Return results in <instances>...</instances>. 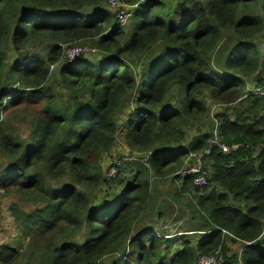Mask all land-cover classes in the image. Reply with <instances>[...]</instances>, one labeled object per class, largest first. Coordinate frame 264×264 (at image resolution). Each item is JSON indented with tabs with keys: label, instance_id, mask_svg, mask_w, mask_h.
Listing matches in <instances>:
<instances>
[{
	"label": "trees",
	"instance_id": "obj_1",
	"mask_svg": "<svg viewBox=\"0 0 264 264\" xmlns=\"http://www.w3.org/2000/svg\"><path fill=\"white\" fill-rule=\"evenodd\" d=\"M108 1L0 0V155L9 161L0 189L37 207L29 214L10 209L28 247L38 251L31 264H106L122 247L115 264H165L172 238L154 229L138 232V225L155 192L152 178L179 180L184 159L208 149L209 131H197L183 145L206 118V100L242 106L233 117L214 115L220 142L240 147L228 155L210 149L211 189L181 178L179 193H194L197 232L208 235L192 243L184 238L192 235L174 239L179 248L166 264H197L216 254L220 264H264V103L246 85L264 71V42L263 51L257 45L264 36V0H118L122 10L136 6L130 34L104 9ZM257 7L259 15H246ZM225 32L233 42L214 56ZM88 41L100 56L61 65L58 78L71 97L62 104L49 86V65L58 62L63 46ZM35 42L50 43L45 59L24 53ZM8 44L17 54L11 63ZM263 84L264 77L254 87ZM23 106L38 108L24 139L8 121ZM120 135L128 150L152 154L147 165L126 162V149L117 148ZM118 154L130 168V182L105 205L102 195L116 193H105L106 186L114 187L120 175L106 181L101 161ZM66 177L70 184L53 186ZM84 229L82 243H56ZM226 238L241 252L232 253ZM19 259L18 250L0 248V264Z\"/></svg>",
	"mask_w": 264,
	"mask_h": 264
},
{
	"label": "rangeland",
	"instance_id": "obj_2",
	"mask_svg": "<svg viewBox=\"0 0 264 264\" xmlns=\"http://www.w3.org/2000/svg\"><path fill=\"white\" fill-rule=\"evenodd\" d=\"M114 1L109 2L107 4H103L104 9L112 11L115 21H119V15H121L124 10L120 9V7L111 6L114 4ZM179 0H167L166 2H177ZM143 3L146 2V0H142ZM90 8H87V13L90 11ZM92 12L88 15H91ZM259 15L260 14V7L255 8L254 10L248 12L246 15ZM264 17V16H263ZM124 26H121L122 29L128 34L131 33V15H129L124 20ZM233 42V36L230 32H225L222 34L220 43L216 49V51L213 53V55H217L219 53V50L225 51L226 49H229L231 43ZM264 42V36L259 37L257 40V45L261 51L262 44ZM50 43L49 42H35L32 44H29L24 49V53L28 55H37L39 57H42L45 59L46 54L48 52ZM6 59L9 61L8 63H11L14 61V59L17 58V54L13 51L12 46L8 44L6 46ZM75 49H81L82 51L78 54L74 52V54H70L72 50ZM96 45L94 41H88L79 43L77 46L72 47H62L61 56L58 57V62L52 65H49V72H50V83L49 86L52 89V92L58 93L61 95L62 104H70L71 103V97L70 94L67 91H63L62 84L60 82V79L58 78V71L62 64H72L75 63L81 59H87L89 61H95L100 56V52L96 50ZM264 77V71L261 70V72L256 75L252 82L250 80H246V85L249 87V91H253L251 87L254 86L257 80L263 79ZM207 97V95H204V99ZM85 99V98H84ZM208 112L206 115V118L202 122L201 126L195 127V131H190L188 134H186L185 141L183 142L184 147H187L189 142L192 140V137L197 136V131H209L208 133L215 132L214 128L217 127L218 129V121L214 118L215 114L219 113H225L228 115H231L232 117L235 115L237 110H240L242 106L238 103L235 105H231L228 107L224 106H217L215 104L209 103V100H206ZM243 102V101H242ZM244 104V103H242ZM38 108H31L23 106L22 109H18L12 113V115L9 117L8 121L11 122L10 128L13 133L18 134L22 139L26 138L28 135V122L31 118V116L36 113V110ZM35 115V114H34ZM204 123V124H203ZM191 130V129H189ZM188 130V131H189ZM123 148V150L126 149V152H131L138 155L135 157H138L140 159H143L141 155H144L142 153H139L137 151L128 150L125 146L123 135H120L118 138L117 148ZM162 147H166L165 145ZM178 147V146H177ZM121 152V150H119ZM118 154L115 157H110L109 155H106L104 159L101 161L103 168L102 175L106 181H114L116 177H119L117 183L114 182V187L112 186H106L107 189H105V193L111 194L113 190H116V193L114 195H102L103 197V204H109L108 202L117 195L118 192H122L124 188L126 187L127 183L130 182L128 169L123 168V162L125 160L121 159L122 157ZM125 158V157H124ZM132 158V157H131ZM131 158L129 160H131ZM204 162H206V168L209 175V165L208 161L206 159H203ZM127 163H139V161H126ZM9 161L5 158H2L0 155V173L8 167ZM193 165V159L187 160V157L184 159V168L183 170ZM122 170V171H121ZM182 169L176 174V178H180L179 180L175 179V176L173 178H159L154 179L152 178L153 187L155 188V192H153L152 195V201L149 204V208L145 213L144 218H142L141 222L138 225V232H141L143 230H151L154 229V233L157 236H163L165 238H172L174 244L172 245V248L165 252L164 255V263L166 264L167 261L171 258V256L177 252V249L179 248L177 243V237L179 236H186V235H192L184 237L186 238V241H189L192 243V240H198L200 234H207V232H197V230L200 227V222L197 219V216L193 212L194 209L191 208V205H193L194 199V193H189L190 195H183L179 193L181 188V172ZM192 179V177H191ZM71 183V179L69 177L64 178L61 181L54 182L53 186L58 188L62 187L64 185H68ZM113 185V184H112ZM192 185L196 186L193 183L192 179ZM198 187V186H197ZM207 189H211L212 186L207 184L205 186ZM0 248L9 246L13 249H16L20 252V259L15 264H31L34 262L38 257L39 254L38 251L31 250L28 247L27 240L24 239V236L21 233V229L18 228L17 224L15 223L12 214L10 213V209L13 207L15 208V211L22 212L24 214L32 213L37 207L32 204L31 202H28L26 197L24 195H19L16 193H10L5 194V192L0 189ZM86 191V190H85ZM104 193V194H105ZM90 195L94 196L95 198V192H90ZM98 195V193H97ZM127 196H132V194H127ZM95 200V199H94ZM93 200V201H94ZM100 200V199H99ZM264 222V220H263ZM262 222V223H263ZM264 235V234H263ZM86 239V229L82 231L80 234H78L76 237L68 234L67 236H63L61 238L56 239V243L59 245H66L68 243L78 242L82 243ZM261 242L264 244V237L263 239L259 237ZM185 240V239H184ZM227 241L229 249L232 250V253L238 254V252H241V245L240 244H234L230 242L229 238L224 239ZM124 250V247H122L119 251V253L116 256L108 257L104 261L106 264H115V262L121 257L120 254ZM34 254V255H33ZM198 264V262H197Z\"/></svg>",
	"mask_w": 264,
	"mask_h": 264
},
{
	"label": "built area",
	"instance_id": "obj_3",
	"mask_svg": "<svg viewBox=\"0 0 264 264\" xmlns=\"http://www.w3.org/2000/svg\"><path fill=\"white\" fill-rule=\"evenodd\" d=\"M113 0H109L107 3L109 5V2H111ZM118 6L120 7V3L118 0L114 1V4L111 6ZM136 7V6H135ZM131 8V9H124V12L119 15V21L118 23L120 24V26H124V20L129 16L132 15V11L135 8ZM105 35V34H104ZM81 49H75L72 50L70 54H74V52H76L77 54L79 52H81ZM250 93V92H249ZM251 95H255L258 96L262 99L263 103H264V84L258 88H254L253 91L251 92ZM246 97V96H245ZM215 132L212 131V138L209 141V147L207 150H205L203 153L200 154H189L187 156V160L193 159V165L186 167L182 172L181 175L182 177H192L193 179V183L196 185V187H200L203 188L205 187L208 183H207V177H208V173L205 170L206 168V162L203 161V159H205V157L209 154L210 149L212 147L217 148L221 153L228 155L231 152H235L239 149L240 145L239 144H232L230 146L223 144L220 142L219 140V130L217 129V127L214 128ZM131 152L126 153L125 155V160L126 161H139L141 162V164L143 165H147V160L149 159V156L152 155L151 153H146L145 155H141V157L143 159H140L138 156L134 153H132V155L130 156ZM132 157V158H131ZM131 158V160H129ZM178 173V172H177ZM178 175V174H177ZM1 192V190H0ZM264 222L261 226V233L260 236L262 239L264 237ZM222 257L218 254L214 255V256H208V257H201L198 260V264H220L222 262Z\"/></svg>",
	"mask_w": 264,
	"mask_h": 264
},
{
	"label": "crops",
	"instance_id": "obj_4",
	"mask_svg": "<svg viewBox=\"0 0 264 264\" xmlns=\"http://www.w3.org/2000/svg\"><path fill=\"white\" fill-rule=\"evenodd\" d=\"M248 88H249V87H248ZM254 88H255L254 86L251 87L252 90H253ZM248 92H250L249 89L247 90V93H248ZM196 134H197V133H196ZM184 145H185V143H184Z\"/></svg>",
	"mask_w": 264,
	"mask_h": 264
}]
</instances>
